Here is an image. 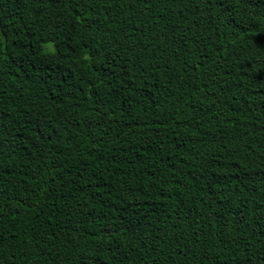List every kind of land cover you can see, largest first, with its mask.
<instances>
[{
    "label": "trees",
    "instance_id": "1",
    "mask_svg": "<svg viewBox=\"0 0 264 264\" xmlns=\"http://www.w3.org/2000/svg\"><path fill=\"white\" fill-rule=\"evenodd\" d=\"M0 264H264V0H0Z\"/></svg>",
    "mask_w": 264,
    "mask_h": 264
}]
</instances>
